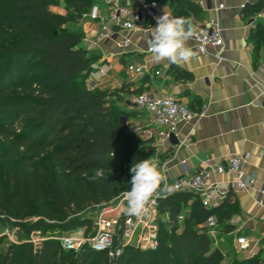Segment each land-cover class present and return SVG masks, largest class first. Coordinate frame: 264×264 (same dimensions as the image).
Returning <instances> with one entry per match:
<instances>
[{
  "label": "trees",
  "instance_id": "16d2710c",
  "mask_svg": "<svg viewBox=\"0 0 264 264\" xmlns=\"http://www.w3.org/2000/svg\"><path fill=\"white\" fill-rule=\"evenodd\" d=\"M157 1L195 26L203 19L195 0ZM66 2L69 13L61 14L51 9L56 0H0V224L18 228L19 240L1 234L0 264H223L225 253L204 223L215 216L232 230V194L212 208L193 191L160 198L155 249L129 245L111 258L86 246L65 250L56 238L91 225L90 211L130 190L133 164L154 156L153 145L123 121L131 112L115 100L117 90L87 83L100 55L84 47L81 22L94 3ZM263 9L259 0L243 13ZM251 38L262 43L263 20ZM175 74L191 78L180 68ZM35 231L45 237L37 247L29 241ZM263 262L257 252L229 264Z\"/></svg>",
  "mask_w": 264,
  "mask_h": 264
},
{
  "label": "crops",
  "instance_id": "0c3cea01",
  "mask_svg": "<svg viewBox=\"0 0 264 264\" xmlns=\"http://www.w3.org/2000/svg\"><path fill=\"white\" fill-rule=\"evenodd\" d=\"M195 1L203 8L198 25L215 23L222 29L224 49L220 53L211 47L202 54L193 41H188L196 52L191 62L155 63L148 48L151 31L114 27L113 34L104 38L99 22L85 20L81 23L85 31L83 45L100 55L87 83L117 90L121 96L117 101H124L131 112L127 117L131 130L153 145L154 156L169 181L186 172L206 169L210 163L224 162L234 154L246 156L247 177L254 179L250 186L236 189L229 174H215L210 182L217 184L222 200L232 194L237 203V212L227 221L232 230L221 227L219 232L226 237L235 235V245L238 236L251 237V248L240 250L236 245L237 253L245 258L260 252L264 259V39L257 45V40L251 38V29L259 20L264 21V9L246 16L245 4L259 0ZM164 12L173 16L168 5H163L160 16ZM123 39L130 40L129 47L118 46ZM136 62L147 63L149 72L131 73L128 66ZM176 68L185 70L191 78H177ZM157 70L162 75H156ZM140 93L170 95L197 115L191 122L181 123L175 137L162 138L157 135V127L151 125L149 114L130 104Z\"/></svg>",
  "mask_w": 264,
  "mask_h": 264
},
{
  "label": "built area",
  "instance_id": "2783aa9c",
  "mask_svg": "<svg viewBox=\"0 0 264 264\" xmlns=\"http://www.w3.org/2000/svg\"><path fill=\"white\" fill-rule=\"evenodd\" d=\"M104 4L103 7L101 4H94L83 14L82 19L99 22L104 38L113 34L114 27L151 31L156 26V17L160 16L163 7L157 0H105ZM189 41H193L202 54H206L211 47L218 49L219 53L224 49L222 29L215 23L196 26L195 35ZM117 44L126 48L131 42L123 39ZM128 70L136 75H145L149 72V67L147 63L136 62L129 65ZM156 75H162V72L157 70ZM130 104L149 114L151 125L157 127V135L162 138L176 136L179 125L191 122L197 115L186 103L164 94L140 93L133 96ZM246 158L234 154L224 162L210 163L206 169L186 172L172 181L168 180V183L176 186L174 191H193L199 194L206 207H217L222 202V197L217 184L210 182L211 178L215 174H229L234 178L233 186L236 189L247 188L254 183V179L247 177ZM168 194L170 193L159 191L154 195L148 205V213L140 217L126 214V201L121 195L110 203L100 205L91 227H78L56 238L65 250L80 251L86 246L96 252H106L111 258L120 255L129 245L143 250L155 249L159 245V199ZM261 195L264 197V185ZM216 223L215 216L204 223L209 234L216 231ZM2 234L7 235L13 242H19L15 229L6 228ZM40 234V231H35L29 240L35 247L45 239L44 236H35ZM253 243V239L247 235L236 238V245L240 250L250 249Z\"/></svg>",
  "mask_w": 264,
  "mask_h": 264
},
{
  "label": "clouds",
  "instance_id": "9594fccd",
  "mask_svg": "<svg viewBox=\"0 0 264 264\" xmlns=\"http://www.w3.org/2000/svg\"><path fill=\"white\" fill-rule=\"evenodd\" d=\"M195 32L196 26L191 18L173 17L167 12L156 17V26L152 27L148 41L152 61L176 65L191 62L196 57V52L188 41ZM130 172L131 188L123 193L125 212L129 216L146 215L154 195L159 191L171 193L175 190L176 186L168 183V177L155 156L135 162ZM102 174L98 170L96 176Z\"/></svg>",
  "mask_w": 264,
  "mask_h": 264
},
{
  "label": "rangeland",
  "instance_id": "374dc122",
  "mask_svg": "<svg viewBox=\"0 0 264 264\" xmlns=\"http://www.w3.org/2000/svg\"><path fill=\"white\" fill-rule=\"evenodd\" d=\"M94 4H102V3H104L105 2V0H91ZM51 9L53 10V9H55V10H58V11H62L64 14H66V13H69V10H68V8H67V2H66V0H56V3H53L52 5H51ZM82 23V22H81ZM67 26L69 27L70 26V24H67ZM262 42V41H261ZM90 51H93V52H96V50L94 49V48H91V49H89ZM98 61V60H97ZM97 61L94 63V65L97 63ZM118 96H120V95H118ZM121 97V96H120ZM122 98H124V97H122ZM118 99V97L117 98H115V100H117ZM121 105L125 108V109H127V110H129L128 108H127V106H126V104H125V102L124 101H122L121 102ZM130 117V116H129ZM127 117H124V119H126ZM126 123H128V118H127V120H126ZM129 124V123H128ZM129 126H131V124H129ZM131 128V127H130ZM102 206V205H101ZM101 206H99V207H101ZM99 207H97L96 209H93V210H91L90 211V215H91V225H93V220H94V218H95V216H96V214H97V211H98V208ZM7 225V223H4V224H0V236H1V234L5 231V226ZM91 225L89 226V227H91ZM214 228L216 229V231L214 232V233H212V234H210V236H211V239H212V243H213V245L214 246H219V247H221L222 249H224V253H225V259H224V264H229V262L232 260V259H234V258H236V257H238V258H241V256H240V254L239 253H237V251H238V249H237V247H236V245H235V243H234V238H235V235H233V236H228V237H226V236H224V235H222L220 232H219V230L221 229V224H219L218 222L216 223V225L214 226ZM15 230L16 231H18V228H15ZM244 234V233H243ZM17 235V234H16ZM15 235V236H16ZM36 237H38V236H43V234H42V232H41V234L40 235H35ZM3 241H4V243H7L8 242V240L6 239V238H4L3 239Z\"/></svg>",
  "mask_w": 264,
  "mask_h": 264
},
{
  "label": "water",
  "instance_id": "95a60500",
  "mask_svg": "<svg viewBox=\"0 0 264 264\" xmlns=\"http://www.w3.org/2000/svg\"><path fill=\"white\" fill-rule=\"evenodd\" d=\"M127 118L126 119H123L124 122H126ZM172 137H175L174 135Z\"/></svg>",
  "mask_w": 264,
  "mask_h": 264
}]
</instances>
